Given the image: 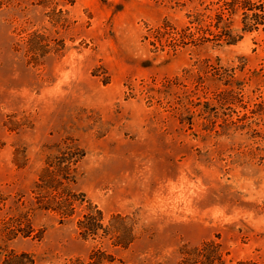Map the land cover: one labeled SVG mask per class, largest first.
<instances>
[{"label": "rangeland", "instance_id": "1", "mask_svg": "<svg viewBox=\"0 0 264 264\" xmlns=\"http://www.w3.org/2000/svg\"><path fill=\"white\" fill-rule=\"evenodd\" d=\"M221 3L0 0V230L19 220L0 232V264L96 250L103 264H184L209 241L226 264H264V30L243 31L244 10ZM217 14L229 44L207 40ZM73 145L83 202L65 218L34 188ZM96 210L133 241L83 238Z\"/></svg>", "mask_w": 264, "mask_h": 264}, {"label": "trees", "instance_id": "2", "mask_svg": "<svg viewBox=\"0 0 264 264\" xmlns=\"http://www.w3.org/2000/svg\"><path fill=\"white\" fill-rule=\"evenodd\" d=\"M222 1L221 6L235 11L234 7L244 10L242 13L243 31L257 30L260 26L264 30V0H218ZM210 20L205 31L212 36V39L218 45L222 41L229 44L234 41V38H230V32L227 24L221 23L223 17L221 14L215 16V22L212 21L210 16H207ZM198 20V18H196ZM217 30V33H213L210 30L212 26ZM264 43V39H263ZM83 158L81 151L76 146H71L67 149H62L59 155L49 159L46 162L45 167L39 177L38 182L35 184L34 192L36 194V202L39 204V208L42 210H51L58 212L62 217L71 216L74 212V204L78 201L83 202V199H78L80 194H77L71 184L75 183L76 166ZM96 209V208H94ZM21 219L24 216H19ZM19 219V218H18ZM19 221L14 218L9 219L3 223V232L8 229L6 225H9L11 221ZM119 220L124 222L125 219L120 216H113L111 221ZM19 226H22V222H19ZM78 227L80 228V235L83 238H95L99 235V231H102L104 236L112 235L116 239V245L127 246L133 241L132 230L122 225L123 231L119 236L120 231L115 229L112 224L108 226L102 225L101 212L96 210L90 211L83 215L82 220L78 221ZM24 237H28V226L26 230H20ZM103 252L92 251L88 257L87 263L75 261L72 264H103ZM224 252L222 245L213 241L204 242L199 247L192 250H186L182 252V259L184 264H226L224 259ZM27 258L26 255H9V258L4 261V264H15L19 259ZM18 264V263H16Z\"/></svg>", "mask_w": 264, "mask_h": 264}]
</instances>
